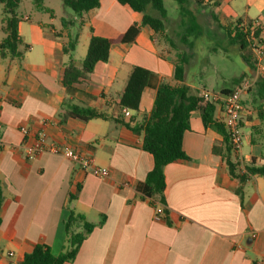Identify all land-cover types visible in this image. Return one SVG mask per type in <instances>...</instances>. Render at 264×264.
I'll use <instances>...</instances> for the list:
<instances>
[{"label":"crops","instance_id":"1","mask_svg":"<svg viewBox=\"0 0 264 264\" xmlns=\"http://www.w3.org/2000/svg\"><path fill=\"white\" fill-rule=\"evenodd\" d=\"M200 1L213 4L214 14L225 23L257 20L263 48L260 56L252 51L254 67L247 65L248 71L233 79L231 86L211 90L223 94L243 78H264V71L257 69V59L264 66V0ZM18 17V35L27 46L22 66L15 59L0 58V264H19L38 244L59 254L70 210L90 223L103 222L82 241L75 258L64 264H264V179L251 177L239 197L238 181L230 177L223 157L212 151L213 145L222 148V136L204 126L198 109L190 111L182 137L187 158L164 167L167 213L160 220L154 219L155 206L136 189L152 169L153 158L142 149V132L125 123L133 125L149 113L156 88L143 89L138 110H131L129 116L121 113L119 101L133 66L155 73L156 86L176 83L173 58L160 36L144 25L133 41L114 43L108 60L98 61L68 95L61 82L68 61L62 46L72 29L58 31L32 21L30 15ZM140 20L141 14L127 5L100 0L98 8L79 19L82 27L71 53L75 64L81 65L91 35L114 38ZM3 26L1 15L0 40L5 36ZM82 35L85 52L74 58ZM184 82L198 94L199 88L185 77ZM257 89L253 85L241 97L240 160L260 165L264 149L251 142L252 131L264 142V117L258 115L264 96L259 97ZM65 99L89 105L105 117L61 122ZM219 111L216 105L215 117ZM117 115L122 123L113 120ZM39 132L59 149L90 156L108 175L95 176L59 152L27 158L24 145L32 144Z\"/></svg>","mask_w":264,"mask_h":264},{"label":"trees","instance_id":"2","mask_svg":"<svg viewBox=\"0 0 264 264\" xmlns=\"http://www.w3.org/2000/svg\"><path fill=\"white\" fill-rule=\"evenodd\" d=\"M33 1L36 8L51 12L52 14L49 8L43 6V0ZM117 1L120 4L127 5L133 11L140 13V22L138 24H132L124 33L114 38L91 35L85 56L79 67L71 57V53L78 42L79 28L72 34L68 33V40L62 46V52L68 55V61L64 65L61 79L62 85L68 95L76 91L74 84L85 79L98 61L106 62L108 60L110 47L114 43L133 41L140 27L146 25L160 37H164L167 41L169 40L165 35L164 20L167 11L164 6V0ZM174 1H176L180 9L184 11L183 5L186 0ZM19 2L20 0H0V10L4 22L2 29L5 33V36L0 40V58L15 59L17 64L22 66L23 54L27 46L22 44L18 35L17 23L19 17L15 10ZM62 2L64 6L69 8L73 13L72 17L69 19L61 18L60 21L63 28H68L70 25L76 24L75 19H80L82 14L100 6V0H62ZM196 2L201 5L200 0H196ZM148 9L156 13H150ZM213 19H215V17ZM80 22L79 25H81ZM250 24V20L239 18L233 23L232 29L225 28V32L230 42L237 45L245 63L250 68H253L254 61L249 54L245 53V50L248 47L252 48L253 39H255L258 44H260V39L258 38V29H255L253 32V37L249 36L248 27ZM181 26L184 27V33L181 34L180 40L182 43H187L191 46V42H188V37L197 30L199 25L196 23L195 18L190 17L189 22L182 21ZM219 26L222 27L220 24ZM199 34L200 33H196L195 36ZM169 43L173 46L170 40ZM173 64V79L176 83L169 84L167 82H160L157 86V76L155 73L141 66H133L120 96V108L126 107L133 111H137L143 89L145 87L156 88L153 106L149 113L133 125L125 123L132 131L136 133L142 132V149L150 153L153 158V167L146 174L144 181L137 185V191L141 193L142 198L148 199L153 206H156L157 203L161 204L163 206V211L165 214L167 213L166 208H164V167L175 160L187 158L182 149V137L184 132L188 129V116L190 111L198 109L204 126L210 127L222 136V148L213 145L212 151L223 157L230 177L236 179L239 183L236 192L242 199L243 186L251 177L259 176L264 179V164H255L253 160L244 162L237 158L236 154L232 151L227 129L214 115L215 105L203 102L198 94L192 93L190 87L185 84L184 77L188 64V54L184 52H175ZM255 83L254 85L258 87V96L263 97L264 78H259ZM227 91L229 90L225 92ZM61 109L63 110L59 113L61 122H64L67 118H77L87 121L92 118L105 117L103 112L89 105L77 103L70 99L62 101ZM258 115L263 119L264 108L259 109ZM120 118V115H117L113 120L122 123ZM251 142L259 143L264 149V142H260L254 131H252L251 134ZM1 201L2 192L0 189V206ZM102 222L103 220L101 219L97 224L90 223L82 214L70 210L64 221L66 235L65 244L62 246L59 254L54 255L51 253L48 246L38 244L23 255L19 264H64L65 262H71L75 258L82 241L95 226L101 225Z\"/></svg>","mask_w":264,"mask_h":264},{"label":"rangeland","instance_id":"3","mask_svg":"<svg viewBox=\"0 0 264 264\" xmlns=\"http://www.w3.org/2000/svg\"><path fill=\"white\" fill-rule=\"evenodd\" d=\"M43 6L52 11V20L50 18L51 12L36 8L33 0H20L15 11L17 16L30 15L32 21H41L47 27L58 31L63 28L61 18L69 19L70 13L73 14L69 8L64 6L62 0H43ZM164 6L167 11L164 20L165 35L173 46L164 37H160V42L168 49L172 58H174L175 52L188 54V64L185 71V79L188 83L195 88L206 87L210 90H216L220 87L231 86L233 79L248 71L240 50L237 45L230 42L225 32V28L232 29L233 23H225L224 19L218 16L219 14L215 15L213 4L210 5L205 2L199 6L196 0H186L183 11L176 1L164 0ZM148 12L156 13L151 9H148ZM190 17L195 18L199 25L197 30L188 37L191 46L182 43L180 40L181 34L184 33L181 22H189ZM214 17L215 19H213ZM219 19H222V22ZM79 22L78 18L76 24L68 27L72 29V33L76 32L78 28V32L80 31L82 24L79 25ZM196 33L200 34L195 36ZM80 40L74 52V58H79L85 52V46L81 43L84 41L83 35ZM245 53L251 55L252 48L248 47Z\"/></svg>","mask_w":264,"mask_h":264},{"label":"built area","instance_id":"4","mask_svg":"<svg viewBox=\"0 0 264 264\" xmlns=\"http://www.w3.org/2000/svg\"><path fill=\"white\" fill-rule=\"evenodd\" d=\"M259 22L257 20L251 21L249 29V36L253 37V32L258 29ZM252 51L257 55L263 51L262 46L256 43L253 39ZM257 69L260 72L264 71V66L257 59ZM256 79L243 78L233 88L225 93H220L217 91L208 90L206 88H201L198 90V96L203 100V102L212 103L215 106L218 105L219 115L216 119L222 122L229 133V139L232 147L233 153H235L240 159V151L242 146V132L240 125V116L243 110L242 105V95L246 94L250 88L255 84ZM121 113L124 116H129L131 114V109L122 107ZM24 133H27V129H22ZM24 150L27 158H33L38 153L48 151L51 153H62L65 157L70 159L72 162L77 163L84 170H88L95 176L105 177L108 175V170L105 168L97 167L93 164L92 158L90 156L82 155L71 148L59 149V147L53 142L47 143L44 140V134L42 132L38 133V136L32 144L24 145ZM164 216L163 206L159 203L154 207V219L160 220ZM8 255H11L9 253Z\"/></svg>","mask_w":264,"mask_h":264}]
</instances>
